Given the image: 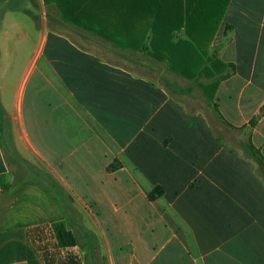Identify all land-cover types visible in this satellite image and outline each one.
Wrapping results in <instances>:
<instances>
[{
    "label": "crops",
    "instance_id": "obj_1",
    "mask_svg": "<svg viewBox=\"0 0 264 264\" xmlns=\"http://www.w3.org/2000/svg\"><path fill=\"white\" fill-rule=\"evenodd\" d=\"M195 5L0 0V264H264V0L225 1L198 79L126 47Z\"/></svg>",
    "mask_w": 264,
    "mask_h": 264
},
{
    "label": "trees",
    "instance_id": "obj_2",
    "mask_svg": "<svg viewBox=\"0 0 264 264\" xmlns=\"http://www.w3.org/2000/svg\"><path fill=\"white\" fill-rule=\"evenodd\" d=\"M226 0H196L194 15L190 11H186L185 17V34L188 40H177L173 42V32L176 28L170 27H153L150 30H132L131 37L133 43L127 44L133 50L148 49V54L158 59H167L170 69L175 73L188 79H198L208 69V63L214 62L212 58H203L207 43L213 35L216 25L219 22L222 9ZM181 23V21H178ZM191 22H195L191 26ZM91 31V30H89ZM107 30H99V34ZM115 34H119L123 29L114 30ZM150 31V41L148 46L142 44L145 33ZM102 33V34H103ZM194 62L197 66L193 69L187 66L188 63ZM199 67V68H198ZM199 69V70H198ZM213 87V83H212ZM264 111V105L261 107L260 113ZM260 115V114H259ZM255 119L251 120V124ZM245 150L248 155L255 160L263 177H264V158L260 152L247 141ZM161 193L159 187L154 188L149 194L148 199H153L157 194ZM70 235V233L66 232Z\"/></svg>",
    "mask_w": 264,
    "mask_h": 264
},
{
    "label": "rangeland",
    "instance_id": "obj_3",
    "mask_svg": "<svg viewBox=\"0 0 264 264\" xmlns=\"http://www.w3.org/2000/svg\"><path fill=\"white\" fill-rule=\"evenodd\" d=\"M89 47H90V46H89ZM91 47H92V45H91ZM93 47H94V46H93ZM137 69H138V67H137ZM139 70H140V69H139ZM166 78H167V77H166ZM186 83H187V82H186ZM186 83H185V84H186ZM180 84H181V85H185L183 81H180ZM192 87L195 89L196 94H199V96H201L202 93L200 92V89L196 88L194 84H193ZM176 95H177V97H179V98L185 100V102H186L189 106H192V107H200V106H202V104H203L202 100H201L200 98H198V97H195L194 95H191L190 98L187 97V95L180 94V93H179V94H176ZM212 116H213L212 113L209 114V117H212ZM42 175H44V177H45L47 180H52L51 175L48 174L47 171H46L45 173H43Z\"/></svg>",
    "mask_w": 264,
    "mask_h": 264
},
{
    "label": "water",
    "instance_id": "obj_4",
    "mask_svg": "<svg viewBox=\"0 0 264 264\" xmlns=\"http://www.w3.org/2000/svg\"><path fill=\"white\" fill-rule=\"evenodd\" d=\"M10 200V197L7 196L5 193L0 194V208L5 205Z\"/></svg>",
    "mask_w": 264,
    "mask_h": 264
}]
</instances>
